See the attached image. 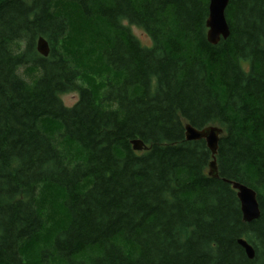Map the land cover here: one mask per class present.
Instances as JSON below:
<instances>
[{
  "label": "trees",
  "instance_id": "obj_1",
  "mask_svg": "<svg viewBox=\"0 0 264 264\" xmlns=\"http://www.w3.org/2000/svg\"><path fill=\"white\" fill-rule=\"evenodd\" d=\"M208 4L0 0V264H264V0H228L216 45ZM185 125L222 129L218 179Z\"/></svg>",
  "mask_w": 264,
  "mask_h": 264
},
{
  "label": "water",
  "instance_id": "obj_2",
  "mask_svg": "<svg viewBox=\"0 0 264 264\" xmlns=\"http://www.w3.org/2000/svg\"><path fill=\"white\" fill-rule=\"evenodd\" d=\"M208 17L206 20L207 42L211 45H216L221 39H226L229 36V28L225 19V10L228 5V0H208ZM36 50L38 54L43 57L49 56V45L47 40L39 37L36 42ZM185 140L186 141H199L203 140L207 149L210 151L212 161L209 163L210 175L216 176V155L218 148L219 136L222 130L218 127L208 126L206 128L196 130L190 126L185 125ZM132 150L139 152L143 149L144 144L140 140L131 142ZM233 190L236 191V196L240 205V212L242 221L250 223L252 220L258 219L260 210L258 209L256 193L249 188L238 185L237 183L229 182ZM238 244L244 249L246 258H254V250L249 244L243 240H238Z\"/></svg>",
  "mask_w": 264,
  "mask_h": 264
},
{
  "label": "rangeland",
  "instance_id": "obj_3",
  "mask_svg": "<svg viewBox=\"0 0 264 264\" xmlns=\"http://www.w3.org/2000/svg\"><path fill=\"white\" fill-rule=\"evenodd\" d=\"M63 13V11H62ZM80 31L79 33L76 34V39L77 41H79L80 43H76V45H74L75 41L73 44H71V51L75 52V56L78 57V59L80 61H82L83 63L87 62L86 58H88L87 56H89L91 54L90 51L86 50L85 52V44L84 42L86 41V37H88L85 34H81V31H85L83 26L79 25L78 28ZM132 31V33L136 36V38L138 39V42H140L143 46H151V41H149V37L140 29H137L136 27H131L130 29ZM94 64H96L94 62ZM77 100V95L76 94H67L62 96V101L64 102L65 106H71L73 105ZM217 127V126H215Z\"/></svg>",
  "mask_w": 264,
  "mask_h": 264
},
{
  "label": "bare ground",
  "instance_id": "obj_4",
  "mask_svg": "<svg viewBox=\"0 0 264 264\" xmlns=\"http://www.w3.org/2000/svg\"><path fill=\"white\" fill-rule=\"evenodd\" d=\"M222 130V129H221ZM222 135V134H221ZM220 135V136H221ZM200 141V140H199ZM211 159H212V157H211ZM212 161V160H211ZM210 173V168H209V165H208V175H209V177H211V178H213V179H218L219 177H218V174L216 173V176H212V175H210L209 174ZM223 182H225V183H229V181H227V180H223ZM232 187V186H231ZM257 204H258V202H257ZM258 207H259V204H258ZM243 222V221H242Z\"/></svg>",
  "mask_w": 264,
  "mask_h": 264
},
{
  "label": "clouds",
  "instance_id": "obj_5",
  "mask_svg": "<svg viewBox=\"0 0 264 264\" xmlns=\"http://www.w3.org/2000/svg\"><path fill=\"white\" fill-rule=\"evenodd\" d=\"M119 22H120L121 25H123V26H128V25H127V21L124 20V19H121Z\"/></svg>",
  "mask_w": 264,
  "mask_h": 264
}]
</instances>
